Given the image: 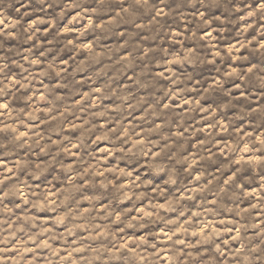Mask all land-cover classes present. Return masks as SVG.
I'll use <instances>...</instances> for the list:
<instances>
[{"label":"clouds","instance_id":"clouds-1","mask_svg":"<svg viewBox=\"0 0 264 264\" xmlns=\"http://www.w3.org/2000/svg\"><path fill=\"white\" fill-rule=\"evenodd\" d=\"M0 264H264V0H0Z\"/></svg>","mask_w":264,"mask_h":264}]
</instances>
